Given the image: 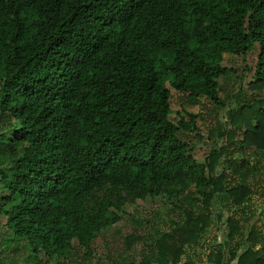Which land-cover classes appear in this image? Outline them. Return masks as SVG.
Masks as SVG:
<instances>
[{
  "label": "trees",
  "instance_id": "16d2710c",
  "mask_svg": "<svg viewBox=\"0 0 264 264\" xmlns=\"http://www.w3.org/2000/svg\"><path fill=\"white\" fill-rule=\"evenodd\" d=\"M256 45L251 87L264 91V0H0V256L24 248L27 264H65L121 220L124 193L185 198L193 184L205 209L229 199L223 177L210 178L180 139L194 123L171 120L168 84L221 105L224 55ZM255 113L245 135L258 139L264 102ZM222 156L211 152V171ZM183 211L129 264H191L185 245L208 217ZM228 226L226 248L242 231L236 218ZM246 239L238 264H264L261 227ZM138 240L127 236V247Z\"/></svg>",
  "mask_w": 264,
  "mask_h": 264
},
{
  "label": "rangeland",
  "instance_id": "374dc122",
  "mask_svg": "<svg viewBox=\"0 0 264 264\" xmlns=\"http://www.w3.org/2000/svg\"><path fill=\"white\" fill-rule=\"evenodd\" d=\"M258 55V45L246 55H224L223 66L228 72L219 80L221 105L206 96L194 97L177 91L168 84L172 95L171 120L177 125L181 119L188 125L194 123V127L180 130V139L188 143L197 163L207 165L210 178L223 177V186L226 191H231L230 198H222L223 192L205 209L201 197L195 194L193 184L185 198L176 197L171 190L146 200L132 199L124 193L126 203L121 220L98 234L89 251H72L65 264H129L140 261L143 256L150 255L154 248L152 237L156 233L168 232L185 220L184 209L208 219L203 222L198 242L185 245L182 263L187 260L191 264L239 263L233 252L238 256L251 247L252 243L246 239L251 228L258 225L264 234V216L261 215L264 213V129L258 139L247 137L245 133L249 126L244 120L246 115L254 116L259 104L264 102V91L251 87ZM221 150L223 156L211 171L209 156L212 151ZM107 193L106 189L97 192V200ZM231 217L241 222L242 231L226 248L229 241L228 218ZM129 235L139 239L131 248L126 245ZM9 252L0 256L7 257L5 264L11 258L17 264L30 262V251L24 248H14ZM31 255L33 257L34 254ZM39 260L45 261L40 256Z\"/></svg>",
  "mask_w": 264,
  "mask_h": 264
}]
</instances>
